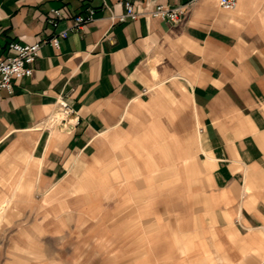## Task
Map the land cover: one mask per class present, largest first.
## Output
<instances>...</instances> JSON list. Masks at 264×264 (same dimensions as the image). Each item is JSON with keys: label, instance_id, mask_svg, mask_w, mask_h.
<instances>
[{"label": "crops", "instance_id": "crops-1", "mask_svg": "<svg viewBox=\"0 0 264 264\" xmlns=\"http://www.w3.org/2000/svg\"><path fill=\"white\" fill-rule=\"evenodd\" d=\"M125 1L0 0V57L70 27L52 8L96 9L0 89V212L37 219L0 264H264V0L112 20Z\"/></svg>", "mask_w": 264, "mask_h": 264}, {"label": "built area", "instance_id": "built-area-1", "mask_svg": "<svg viewBox=\"0 0 264 264\" xmlns=\"http://www.w3.org/2000/svg\"><path fill=\"white\" fill-rule=\"evenodd\" d=\"M239 0H219L220 5L224 9H234ZM125 10L120 14H113L112 20L117 22H125L135 20L141 15H151L159 17L163 20L175 23L178 22L185 13V4L169 5L164 3H156L150 9H136L135 4L131 0L124 2ZM96 9L93 6H87L81 13H75L69 17L60 8H52L48 21L57 25L60 20L68 18L70 27L53 34L46 41H38L34 43H20L12 41L9 43L10 53L5 57H0V89L5 88L10 93L13 92V80L15 78L28 77L33 74L34 65L40 55L41 47L44 42H51L55 47L61 46L62 39L69 35L70 30H77L85 24L95 20ZM75 108L69 101L61 97L58 101V110L52 115L53 124L64 125L66 128H72L79 123L76 117Z\"/></svg>", "mask_w": 264, "mask_h": 264}, {"label": "rangeland", "instance_id": "rangeland-1", "mask_svg": "<svg viewBox=\"0 0 264 264\" xmlns=\"http://www.w3.org/2000/svg\"><path fill=\"white\" fill-rule=\"evenodd\" d=\"M5 207L2 209V211L0 212V263H4V261L8 258V256L1 254L2 249H6L9 244H11V236L19 230V228H22V230H26L28 229V227L30 225H32V222H36L37 219H2V215L1 213L4 211ZM39 221H41V219H39ZM40 226H42V224L40 223ZM43 229L44 226H42ZM74 226H72L73 228ZM28 239L26 237H23V241H25L24 243L28 242ZM62 241V240H61ZM37 247L39 248H47V246H52L50 245L52 240H50L47 237L46 232L42 233L38 238H37ZM54 248L56 251L59 250L58 247H52ZM53 251V250H52ZM61 251V250H60ZM53 253V252H52ZM64 256H62L63 259H68L69 255L67 253H63ZM72 259V257H71Z\"/></svg>", "mask_w": 264, "mask_h": 264}]
</instances>
